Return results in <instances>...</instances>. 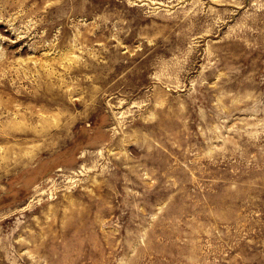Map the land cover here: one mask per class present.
<instances>
[{"label": "rangeland", "instance_id": "374dc122", "mask_svg": "<svg viewBox=\"0 0 264 264\" xmlns=\"http://www.w3.org/2000/svg\"><path fill=\"white\" fill-rule=\"evenodd\" d=\"M0 264H264V0H0Z\"/></svg>", "mask_w": 264, "mask_h": 264}]
</instances>
